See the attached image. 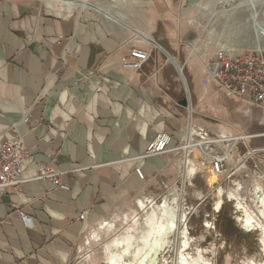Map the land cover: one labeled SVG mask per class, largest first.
I'll use <instances>...</instances> for the list:
<instances>
[{"label":"crops","instance_id":"0c3cea01","mask_svg":"<svg viewBox=\"0 0 264 264\" xmlns=\"http://www.w3.org/2000/svg\"><path fill=\"white\" fill-rule=\"evenodd\" d=\"M43 1L0 0V143L20 136L35 162L55 159L69 190L25 162L21 193L0 194V264H72L94 233H127L134 196L154 200L171 178L189 123L184 87L136 30L177 56L195 88L176 12L195 0ZM132 48L150 54L142 69L122 67ZM161 131L171 149L142 158Z\"/></svg>","mask_w":264,"mask_h":264},{"label":"rangeland","instance_id":"374dc122","mask_svg":"<svg viewBox=\"0 0 264 264\" xmlns=\"http://www.w3.org/2000/svg\"><path fill=\"white\" fill-rule=\"evenodd\" d=\"M252 1H256V4ZM187 8L184 13L176 8L180 21L187 28V34L183 36L186 56L195 66L192 71L195 88L186 69L183 70L193 106L192 121L188 123L186 132H190L191 123L194 130L204 128L211 136L229 133V138H245L229 141L231 147L237 145L229 167L230 172H234L241 160L248 157V167L240 171L248 168L249 170L232 174L231 177H216L211 171L209 159L201 157L196 150L194 164L197 171L194 176L188 174L190 166L185 170L181 163V166L175 168L171 178L165 179V184L159 188L158 194L154 195V200L134 196L131 209L137 212L134 211L131 215L123 214L121 217L125 223V218H129L127 224L131 223L127 233L113 236L110 241L106 240V235H101L99 239L90 237L91 246L86 245L82 250L78 249L72 264H107L108 253L118 248L115 246L116 239H127L132 234L139 238L148 228L146 219L151 208L165 204L178 211V219L180 216L184 217L180 227L187 226L191 240L187 253L195 254L198 250L206 260L204 264H246L253 261L256 264H264L262 229L258 227L248 231L242 226L240 217L243 213L237 209L236 201L227 198V192L223 196L221 208L217 209L215 205L217 187L222 186L228 191L241 185L244 188L241 194L245 203L254 207L257 189L253 188L258 181L257 170H260L262 176L258 187L264 190V109L249 106L230 97L217 86L208 85L203 72L204 61L214 58L221 47L232 52L264 49V39L258 34L259 27L264 28V0H195L191 1ZM164 58L167 59L166 56ZM171 74L178 78L176 71ZM179 83L183 86L181 80ZM183 92L185 98V90ZM199 138L198 134L195 140ZM197 192L201 193L200 197L196 195ZM140 202L148 205L146 209L140 207ZM139 220L143 222L142 226L136 227ZM112 229H115L114 225L107 231ZM181 239L180 233L173 235L172 244L162 252V261L168 260L169 264H176ZM85 243H88L87 239Z\"/></svg>","mask_w":264,"mask_h":264},{"label":"built area","instance_id":"2783aa9c","mask_svg":"<svg viewBox=\"0 0 264 264\" xmlns=\"http://www.w3.org/2000/svg\"><path fill=\"white\" fill-rule=\"evenodd\" d=\"M131 57L122 62L123 68L142 69L150 59V54L138 49L132 48ZM203 72L208 85H215L224 90L230 97L246 103L252 107L264 109V49L245 50L232 52L230 49L221 47L218 49L214 58L204 61ZM190 132L183 136L180 143L175 146L174 150L179 151L177 167L187 165L197 167L194 164L195 151L198 150L201 157L209 159L211 171L218 176H229L236 173L245 172L241 169L247 168L248 157L241 160L234 172H230L229 164L236 153L237 145H229L230 140L240 141L245 138H229L228 134L220 136H211L204 128L194 130L189 125ZM199 134V140L195 137ZM173 138L170 133L158 132L155 138L149 142L142 158L160 155L171 149ZM232 157V158H231ZM34 164L36 168V180H51L56 187L63 190H69V186L62 181L63 172L54 169L55 159L50 162H35L33 157L26 151L24 140L20 136H10L4 142L0 143V194L7 189L14 190L17 194L22 191L25 179L23 177L24 164L26 161ZM256 168H258L256 166ZM135 173L141 180H146V174L143 166L139 163L135 166ZM193 174V176L196 174ZM256 177L253 189H257L261 182L262 176L260 170ZM260 180V182H259ZM241 186V185H240ZM243 190V186H241ZM82 214L80 219L84 220Z\"/></svg>","mask_w":264,"mask_h":264},{"label":"bare ground","instance_id":"6f19581e","mask_svg":"<svg viewBox=\"0 0 264 264\" xmlns=\"http://www.w3.org/2000/svg\"><path fill=\"white\" fill-rule=\"evenodd\" d=\"M47 1L59 2L62 0ZM67 1L73 2L80 8L94 6V4L88 0ZM255 2L252 1L253 4H256ZM252 3L250 5H252ZM258 34L260 38L264 39L263 27H259ZM187 166L189 167L190 165ZM195 171V167L190 166L188 169V174L193 176ZM214 174L216 177L218 176L216 173ZM241 189V186H236L235 188L226 191V189L222 186L217 187L215 193L217 198L215 204L216 208H221L223 205V196L225 192H227V198L236 201L237 209L243 213V216L240 217L242 226L248 231H253L258 227L262 229V249L264 252V190L260 186L257 188L255 206L253 207L252 204L249 205L248 203H245V200L241 194ZM196 195L200 197L201 193L197 192ZM147 206L148 205L144 202H140L141 208L146 209ZM182 218L184 217L180 216L178 219V211L175 208H171L167 204L163 206H157L156 208L152 207L151 212L148 213L146 219L148 228L141 233L139 238L132 234L129 235L127 239H117L115 246L118 248L108 253L107 264H169L168 260L162 261L161 255L162 252L172 244L171 238L175 233H180L182 236L177 250L176 264L206 263L204 256L198 250L195 252V254L187 253V250L191 246V240L187 226L180 227ZM125 219L126 223L129 222V218ZM104 224L102 223L103 226ZM108 226L111 228L113 225L109 224ZM93 238L99 239L100 235L94 233ZM90 244V241H88L87 245L90 246ZM246 264L256 263L253 261V263Z\"/></svg>","mask_w":264,"mask_h":264},{"label":"water","instance_id":"95a60500","mask_svg":"<svg viewBox=\"0 0 264 264\" xmlns=\"http://www.w3.org/2000/svg\"><path fill=\"white\" fill-rule=\"evenodd\" d=\"M136 32L138 34H140L141 36L146 37L151 44H153L155 47H157L168 59V61L174 66V68L177 71V74L179 76V79L182 82V85L184 87L185 93H186V105L188 108V117H189V122L192 121V115H193V106H192V102H191V96H190V90H189V86L187 83V79L184 75V66L176 59V57L174 55H172L165 47H163L160 43H158L157 41H155L153 38H150L142 33H140L138 30H136Z\"/></svg>","mask_w":264,"mask_h":264},{"label":"trees","instance_id":"16d2710c","mask_svg":"<svg viewBox=\"0 0 264 264\" xmlns=\"http://www.w3.org/2000/svg\"><path fill=\"white\" fill-rule=\"evenodd\" d=\"M185 70V69H184Z\"/></svg>","mask_w":264,"mask_h":264}]
</instances>
